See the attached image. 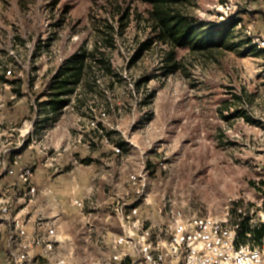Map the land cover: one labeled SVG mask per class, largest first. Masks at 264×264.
I'll use <instances>...</instances> for the list:
<instances>
[{
  "label": "rangeland",
  "instance_id": "obj_1",
  "mask_svg": "<svg viewBox=\"0 0 264 264\" xmlns=\"http://www.w3.org/2000/svg\"><path fill=\"white\" fill-rule=\"evenodd\" d=\"M180 7L223 23L224 45L165 44L141 0H0V144L31 131L23 160L40 192L28 211L65 205L72 241L61 251L81 263L107 259L125 205L156 227L170 209L264 216V49L253 41L264 38V0ZM82 52L84 81L56 111L47 85ZM59 187L68 193L55 199Z\"/></svg>",
  "mask_w": 264,
  "mask_h": 264
},
{
  "label": "built area",
  "instance_id": "obj_2",
  "mask_svg": "<svg viewBox=\"0 0 264 264\" xmlns=\"http://www.w3.org/2000/svg\"><path fill=\"white\" fill-rule=\"evenodd\" d=\"M253 41L264 49V38ZM29 134L20 131L13 146L11 133L0 144V264H264V232L260 239L253 234L264 229V216L256 221L241 205L233 222L170 209L158 227L147 224L139 207L125 205L115 209L122 232L104 262L81 263L72 253L63 254L50 211H28L40 192L34 169L23 160L24 151L37 144L31 139L26 145ZM71 202L83 206L76 198Z\"/></svg>",
  "mask_w": 264,
  "mask_h": 264
},
{
  "label": "trees",
  "instance_id": "obj_3",
  "mask_svg": "<svg viewBox=\"0 0 264 264\" xmlns=\"http://www.w3.org/2000/svg\"><path fill=\"white\" fill-rule=\"evenodd\" d=\"M151 6V17L158 31L157 39L175 48L189 47L192 50H209L222 47L226 39L223 23H201L188 16L180 7L185 0H141ZM149 45V44H148ZM88 53L74 55L56 70L47 85L51 107L61 110L68 104L67 96L82 85L89 66ZM264 229L255 234L260 239Z\"/></svg>",
  "mask_w": 264,
  "mask_h": 264
},
{
  "label": "crops",
  "instance_id": "obj_4",
  "mask_svg": "<svg viewBox=\"0 0 264 264\" xmlns=\"http://www.w3.org/2000/svg\"><path fill=\"white\" fill-rule=\"evenodd\" d=\"M64 192V194H63ZM61 190V188L59 187V189L57 188H53V197L56 198H60L62 196H64L66 193H68V191H63ZM57 196V197H56ZM61 204L57 203V208L55 206V204H53L51 206V221L54 223V225L57 228L58 231V235H59V240L61 241V245L60 247H65V245H70L69 242L72 241V236L67 234L65 231L67 230V228H69V225L72 224V219L69 218L70 216L68 215L70 212L69 209H65L64 206H60ZM62 217H65L66 219H68V221H62ZM87 240H89L88 238H86Z\"/></svg>",
  "mask_w": 264,
  "mask_h": 264
}]
</instances>
